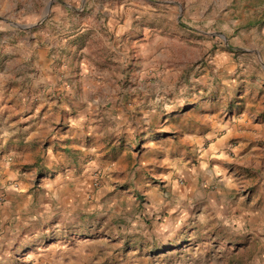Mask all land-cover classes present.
<instances>
[{
	"label": "rangeland",
	"instance_id": "rangeland-1",
	"mask_svg": "<svg viewBox=\"0 0 264 264\" xmlns=\"http://www.w3.org/2000/svg\"><path fill=\"white\" fill-rule=\"evenodd\" d=\"M19 1L0 264H264V0ZM82 93L102 123L78 126Z\"/></svg>",
	"mask_w": 264,
	"mask_h": 264
},
{
	"label": "crops",
	"instance_id": "crops-1",
	"mask_svg": "<svg viewBox=\"0 0 264 264\" xmlns=\"http://www.w3.org/2000/svg\"><path fill=\"white\" fill-rule=\"evenodd\" d=\"M11 3H12V5H14V4L18 5L20 3V1L19 0H10V2H9V0H0V16H2L4 9L7 8L9 6V4H11ZM58 6H60V5H58ZM12 31H13L12 28H5L3 25L0 24V38L11 36L13 33ZM54 33H57V35H53V34L51 35L50 46L45 48L46 52L50 50L49 48L53 47L54 44L57 43V36H60V34H61V32H58V31H54ZM0 42L4 43L2 40ZM0 47H1V45H0ZM84 68L87 69L86 67H84ZM78 82H84V77L81 78ZM88 101L89 100H87V99L84 100V93H82L81 96H79L77 99H75V101H72L70 103V105L66 106V108L69 110H70V108H73V107L76 108L77 107V110L74 108V111H78L76 116L81 115L83 118V121H82L83 123H81L80 125L78 124V126H83L86 123H90V124L91 123H94V124L102 123V120H105L107 118V116L104 112L99 111V109L97 107L98 102H96L92 99V101H91L92 106H91ZM96 128H97V125L88 126V129L91 130V133L94 134L93 136L95 137V139L93 141H91V146H92L91 149L89 151L85 152L84 155L89 154L91 150L93 151L92 153L95 154L96 157H98L99 155L104 153V151H100V149L105 147L103 145L105 139L103 141H101L100 140L101 138H99V139L97 138V134H96L97 131L95 130ZM80 132H81V135L84 134V129ZM76 134H77V131H75V132L72 131V136H69V134H67L66 137L72 138V137L76 136ZM228 136L230 137L231 134H228ZM97 140H99V143L97 142ZM93 164L92 165H90V164L85 165L86 169L82 168L83 169V176L87 175L88 171H92L94 169ZM70 175L72 176V174H70Z\"/></svg>",
	"mask_w": 264,
	"mask_h": 264
},
{
	"label": "trees",
	"instance_id": "trees-1",
	"mask_svg": "<svg viewBox=\"0 0 264 264\" xmlns=\"http://www.w3.org/2000/svg\"><path fill=\"white\" fill-rule=\"evenodd\" d=\"M82 36L78 37L77 40H79ZM77 42V41H76Z\"/></svg>",
	"mask_w": 264,
	"mask_h": 264
}]
</instances>
